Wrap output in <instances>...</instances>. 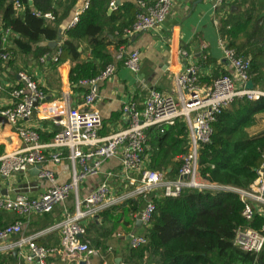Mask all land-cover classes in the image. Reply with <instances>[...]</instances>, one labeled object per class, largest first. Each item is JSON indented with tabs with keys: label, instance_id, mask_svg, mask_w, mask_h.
Returning <instances> with one entry per match:
<instances>
[{
	"label": "built area",
	"instance_id": "1",
	"mask_svg": "<svg viewBox=\"0 0 264 264\" xmlns=\"http://www.w3.org/2000/svg\"><path fill=\"white\" fill-rule=\"evenodd\" d=\"M139 11L130 27L124 31L125 38L159 27L170 13L174 0H135ZM15 9L23 11L25 5L20 0H13ZM228 0H214L213 8L218 12L222 7L228 11ZM89 6V0L76 9L70 26L78 22L80 14ZM116 0L111 1L110 8L116 9ZM36 15L54 20L52 12L36 10ZM16 33L10 27L0 23V61L11 60L9 51L14 44ZM220 46L225 58L233 68L232 73L214 78L210 85L200 83L201 68L192 61H187L185 69L176 76V94L150 88L142 108L134 99L124 102L122 121L124 126L119 130L101 136L103 127L101 112L95 107L99 97V84L114 75L116 63H110L96 77L81 79L78 84L87 88L84 93V107H72L68 99L49 98L43 87L25 70L18 72L20 83L10 85V103L3 107L1 113L6 120L15 126L16 133L23 146L7 152H0V174L11 177L17 173H28L37 168L38 175L49 181V187L40 196L30 197L19 193L14 197H0V210H10L29 218L33 213H51L57 205L64 204L71 196L74 197V209L64 208V217L55 228L61 233L59 248L39 244L35 236H18L23 230V221L0 227V253L16 250L29 264H49L48 259L60 255L65 261L78 264L97 255L99 250L90 247L84 240L87 235L88 220L113 206L139 197L146 199L140 211L133 213V220L148 227L156 209V203L150 197H178L183 190L210 189L230 190L238 193L245 202L243 216L251 220L258 212L264 216V164L258 170V176L248 188L212 183L199 174L200 151L203 144L211 142L213 123L236 97H247L257 100L264 96V91L256 87H246L249 78L251 58L240 54L231 47L224 38ZM264 46V43H263ZM61 49L54 54L46 53L41 60L60 62ZM181 54L190 57L188 50L182 49ZM207 58V55L204 57ZM124 59V65L135 75L141 69L140 51L135 49L127 57L122 54L117 60ZM0 87H3L0 85ZM36 114L41 119H51L61 127L50 142H43L37 129L25 125L24 121ZM182 118L188 128L187 151L181 157V165L177 173L170 177L168 171L150 167L148 151V130L159 127L164 132L165 126L173 125ZM53 149L49 155L47 149ZM67 158L72 164V177L60 183L55 172L46 167L47 161L60 163ZM116 158L120 168L104 172V178L86 196H80L81 184L91 176H98L107 160ZM119 181L124 187L120 194H114ZM132 246L146 243L145 236L130 232L118 233ZM11 240V241H9ZM6 242L7 244H5ZM235 246L242 250L259 253L264 247V232L250 226L239 227L233 239ZM86 255L82 259L80 257Z\"/></svg>",
	"mask_w": 264,
	"mask_h": 264
},
{
	"label": "trees",
	"instance_id": "2",
	"mask_svg": "<svg viewBox=\"0 0 264 264\" xmlns=\"http://www.w3.org/2000/svg\"><path fill=\"white\" fill-rule=\"evenodd\" d=\"M20 1L25 5L23 11L15 9L13 0H0V22L16 33L14 44L9 48L11 66L18 67L22 56L29 62L31 56L39 58L60 48V60L71 62L69 80L72 86L78 91H87L78 84L79 80L98 76L110 63L124 65V59L117 61L110 47L119 50L127 43L123 38L124 31L133 24L139 11L133 0H121L112 12L109 8L113 0H89V6L80 14L78 22L65 29V37L56 49L40 46V37L56 40L61 24L79 0ZM244 1L248 3L245 8L238 2H235L236 10L228 8L227 15L220 21V34L240 54L251 58L249 78L256 88L264 91V0ZM36 10L52 12L55 19L37 16ZM244 28L249 29L247 41L238 45L235 35ZM83 42L90 49V58H83L86 50L80 49ZM57 64H52L54 79H60ZM259 114H264V96L257 100L236 97L223 110L213 123L211 142L203 144L200 151L199 174L202 178L239 188H248L253 183L264 164V131L252 136L248 129L257 123ZM59 131L56 127L50 134L42 136L41 133V137L48 141ZM148 145L150 167L166 170L172 177L187 151L185 121L177 119L173 125L165 126L164 132L156 126L150 128ZM150 197L156 203V209L150 225L140 233L147 241L139 246L129 243L124 246L122 257L126 264H264V247L255 253L242 250L233 243L239 227L250 226L264 232V216L255 212L251 220L246 219L243 216L245 202L238 193L189 188L178 197L154 194ZM145 203L146 199L139 197L102 211L97 220L89 222L84 240L90 247L106 251L112 245L114 235L132 232L136 222L128 215L140 211ZM120 207L126 211L124 217L116 214ZM8 257L16 263L12 252Z\"/></svg>",
	"mask_w": 264,
	"mask_h": 264
},
{
	"label": "crops",
	"instance_id": "3",
	"mask_svg": "<svg viewBox=\"0 0 264 264\" xmlns=\"http://www.w3.org/2000/svg\"><path fill=\"white\" fill-rule=\"evenodd\" d=\"M86 1H78L70 15L61 24L59 36L56 40L47 41L42 35L39 45L56 49L65 37V29L70 26L74 11L82 7ZM133 1L136 3L135 0ZM147 1L153 2L154 0ZM213 2L214 0H174L170 13L159 27L144 31L130 39L125 38L123 35V38L127 40L125 45L121 46L119 50H116L114 46L110 47L116 59L120 54L123 57H127L131 51L135 49L139 50L141 69L137 76L125 65H120L117 66V70L113 76L100 82V94L95 107L101 112L103 117V127L100 129L101 136H107L124 126L121 113L124 102L134 99L138 103L139 108H142L150 88H156L175 95L177 89L176 76L184 71L187 61H192L201 68L200 81L202 86L210 85L214 78L224 74V72H233V68L225 58L220 46V39L222 37L220 34V21L222 17L227 15L228 11L226 9L225 12V9L222 7L217 12L213 8ZM235 2H238L241 8L247 7L248 4L245 1L243 2V0H228V8L236 10L237 6H235ZM121 3L122 1L120 0L119 4ZM109 9V12L114 10L112 8ZM248 30L244 28L243 31L235 35L238 45H242L247 41ZM263 43L264 41L262 42V46ZM82 48L86 49L83 53V58H90L91 52L90 49L86 48V43H82L80 49ZM182 49L188 50L190 54L189 58L181 54ZM54 53V51H51V54ZM206 55L207 58H204ZM42 56L39 58L31 56L29 57V62L25 61L28 59L27 57L22 56L18 60V67L11 66L9 62L0 61V85L3 86L0 87V152L12 151L23 146L22 141L16 133L15 126L10 124L1 113L3 107L11 101L9 95L10 85H18L20 83L18 75L20 70L27 71L38 85L43 87L49 98H65L68 99L72 107H84L83 101L86 91L74 89L69 80L70 60H60L56 67L60 79H54L52 76V64H55V62L49 59L48 61H43L41 60ZM117 61H120V59ZM24 123L37 129L43 142H50L52 139L48 141L43 140L41 133L43 136L52 133L56 127L61 129L51 119H41L36 114L30 119L25 120ZM248 131L252 136L263 133L264 114L258 115L257 123L250 127ZM52 150V148L47 149L46 154L49 155ZM147 153L150 158L151 153L149 151ZM46 167L55 172L57 180L60 183L67 182L72 177V164L67 158H63L57 164L47 161ZM119 168L118 159L112 158L107 160L102 167V172L98 176H91L81 184L80 196L84 197L90 193L104 178L105 171L109 169L117 171ZM32 169L35 170V168ZM114 184L116 185L114 194L118 195L122 193L124 187L120 182L115 181ZM48 187L49 181L40 177L38 173L31 172V169L28 173L20 172L8 178L0 174V197H14L19 193L27 194L30 197H37L46 191ZM126 202L117 206L123 205ZM126 206L129 207L128 204ZM65 207L71 211L74 209V205L69 207L65 203L59 204L51 213H33L29 218H23L10 210H0V227L20 219L24 222L22 233L18 236H13L11 240L23 235L35 236L39 244L59 248L61 245V233L55 226L64 217L63 211ZM117 212L123 214V217L126 215V211L118 209V211L116 210V214H118ZM133 213L135 212L128 215L131 219H133ZM93 219L88 220V224ZM135 225L132 232L140 235L145 227L137 222ZM121 232L123 231L121 230ZM114 237H117L121 241L112 242L111 248L109 247L106 251L101 248H95L99 250V253L89 257L90 264H126L123 262L122 254L124 246L129 241L127 239H123V241L122 237L118 235H114ZM4 243L7 244L6 242ZM11 252L16 257L15 264H29L23 257L19 256L16 250L0 253V264H13L8 257ZM118 258H121V260H118ZM48 263L75 264L65 261L60 255L50 257Z\"/></svg>",
	"mask_w": 264,
	"mask_h": 264
},
{
	"label": "water",
	"instance_id": "4",
	"mask_svg": "<svg viewBox=\"0 0 264 264\" xmlns=\"http://www.w3.org/2000/svg\"><path fill=\"white\" fill-rule=\"evenodd\" d=\"M116 3L119 4L120 0H116ZM263 15H264V13H263ZM246 87L249 88V89H253L255 87V84H254L253 80H249L247 82V84H246ZM31 172L38 173L39 170L37 168H35V170L31 169ZM98 218H99V215H96L95 219H98ZM118 260H121V258H118ZM78 264H88V262H87V260L84 259V260H80Z\"/></svg>",
	"mask_w": 264,
	"mask_h": 264
},
{
	"label": "rangeland",
	"instance_id": "5",
	"mask_svg": "<svg viewBox=\"0 0 264 264\" xmlns=\"http://www.w3.org/2000/svg\"><path fill=\"white\" fill-rule=\"evenodd\" d=\"M65 204L67 205V206H69V207H72L74 204H75V202H74V197L73 196H71V198H69V199H67L66 201H65ZM120 210H122V207H120L119 208ZM117 211H118V209H117ZM118 213V212H117ZM119 214V213H118ZM114 241H121V240H119L117 237H114L113 239H112V242H114Z\"/></svg>",
	"mask_w": 264,
	"mask_h": 264
}]
</instances>
